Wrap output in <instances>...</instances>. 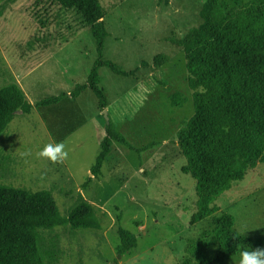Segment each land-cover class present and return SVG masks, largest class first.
Instances as JSON below:
<instances>
[{"label":"rangeland","instance_id":"374dc122","mask_svg":"<svg viewBox=\"0 0 264 264\" xmlns=\"http://www.w3.org/2000/svg\"><path fill=\"white\" fill-rule=\"evenodd\" d=\"M36 1L0 0V88L16 84L32 103L69 94L85 84L97 58L90 28L75 11L60 10L48 0ZM99 1L108 32L103 57L130 72L123 76L108 67L99 70L109 122L135 147L154 144L138 154L114 142L102 175L83 188L107 125L99 113L97 97L86 89L80 106L88 120L92 116L95 120L79 130L63 127L61 121L65 130L56 131L53 125L50 130L43 124L42 118L61 120L63 108L38 109L7 125L0 140V144L4 142L0 184L49 191L62 217L82 201L96 208L101 230L69 225L37 229V247L44 264H114L119 227L138 239L122 264H202L212 260L226 247L215 236L211 217L190 221L198 197L195 180L182 170L186 160L177 132L194 109L184 52L169 41L182 40L202 23L200 11L206 0ZM66 41L69 45L55 60L37 66L42 60L36 53ZM162 55L167 61L155 67V57L162 60ZM174 92L186 98L181 108L171 105ZM55 142H63L69 153L63 164H52L37 155L46 144ZM214 205L216 216L234 217L233 229L238 234L264 237V162L232 183ZM240 253L223 264H239Z\"/></svg>","mask_w":264,"mask_h":264},{"label":"trees","instance_id":"16d2710c","mask_svg":"<svg viewBox=\"0 0 264 264\" xmlns=\"http://www.w3.org/2000/svg\"><path fill=\"white\" fill-rule=\"evenodd\" d=\"M48 1L60 10L75 11L83 25L90 28L97 58L86 83L77 85L70 96L76 97L88 88L103 111L108 101L99 86V69L108 67L123 76L130 72L103 57L108 32L100 1ZM200 16L202 23L182 40L169 38L184 52L186 81L194 109L193 115L179 128L177 143L186 160L182 170L195 180L198 197L190 221L197 223L211 217L214 234L226 247L222 255L202 264H223L242 250L264 248V237L253 239L238 234L233 229L234 217L216 216L218 208L214 205L232 183L242 180L250 169L264 162V0H206ZM159 59L155 57V67L168 58L162 55V60ZM65 96L63 93L32 104L18 85L0 88V136L18 111L29 114L34 107L55 104ZM185 99L174 92L170 102L181 108ZM114 142L138 154L154 144L135 147L109 122L101 150L90 169L92 176H101L103 162L112 152ZM90 180L82 186L86 187ZM62 225L101 229L102 221L96 208L87 201L80 202L67 217H62L49 191L0 184V264H44L37 247V229ZM118 236L115 251L120 259L137 247L138 239L123 227L118 228Z\"/></svg>","mask_w":264,"mask_h":264},{"label":"crops","instance_id":"0c3cea01","mask_svg":"<svg viewBox=\"0 0 264 264\" xmlns=\"http://www.w3.org/2000/svg\"><path fill=\"white\" fill-rule=\"evenodd\" d=\"M67 45H69V43H68V41H66V42H63V43H61V44H53V45H51V46H48L47 48H45V49H43V50H45V51H42V52H38V53H36V56L38 57V58H41V62H39L38 64H37V66H39V64L41 65H43V64H46V62H51V60H55V56L56 55H59L60 53H61V51L63 50V49H65L66 47H67ZM35 55V54H34ZM70 67H71V65H70ZM33 67H32V69H31V72H33ZM101 69V68H100ZM99 69V70H100ZM88 89V88H87ZM86 90V89H85ZM85 90H83L78 96H76V97H72V96H70V93L69 94H67V93H65L66 94V96L65 97H63L62 99H60L57 103H55V104H52V105H48V106H39V107H34L33 109H32V111L30 112V113H33V112H35V111H39L38 109H41V110H44V112L45 111H53V110H56V109H58V108H63V109H65L66 111H65V113L63 114V117L61 118V120H56L57 118H52L51 117V119L49 118V120L48 121H50V125H48V121H46V119H43L42 117V122H43V124L44 125H46L47 126V128L48 129H50L51 130V125H53L54 127H55V129H56V131L57 130H60V129H64V128H61L60 127V121L62 122V126L63 127H71V128H73V130L72 131H74V130H79L81 127H83V126H85V124H87L90 120H95V117L94 116H92L89 120L87 119V117L85 116V112H84V109L83 108H81V106H80V103H81V97H82V95H83V93H84V91ZM23 93H24V95H25V97L28 99V97H27V94L25 93V91L23 90ZM36 102H38V101H36ZM36 102H34V103H36ZM30 103H32V102H30ZM34 103H32V104H34ZM99 107V106H98ZM107 109V112H109V105L106 107ZM46 109V110H45ZM102 113V111H100V108H99V113ZM22 115H25L24 113H22V112H17L15 115H14V117H13V119L15 118V117H20V116H22ZM110 115V114H109ZM97 116H98V114H97ZM12 119V120H13ZM12 120H11V122H12ZM10 122V123H11ZM56 124V125H55ZM6 129V128H5ZM65 130V129H64ZM5 131V130H4ZM2 132V134H1V136H0V140L3 138V135H4V133L5 132ZM71 131V132H72ZM8 135V134H7ZM7 135H6V137H7ZM2 147H4V142L3 143H1L0 144V149L2 148ZM109 156V155H108ZM107 156V157H108ZM106 157V158H107ZM105 161V160H104ZM104 163V162H103ZM103 166V165H102ZM101 175H102V169H101ZM100 177V176H99ZM90 178H91V180H90V183H92V180L94 179V176H92L91 174H90ZM67 179V182L69 181V182H71V180L70 179H68V178H66ZM83 184H84V182H83ZM88 186V185H87ZM86 186V187H87ZM86 187H83V188H86ZM47 191V190H46ZM102 229V228H101ZM100 229V230H101ZM116 248V247H115ZM133 250V249H132ZM128 253H131V252H128ZM125 257V255L122 257V258H120V259H118V261H119V263L118 264H122L120 261L123 259Z\"/></svg>","mask_w":264,"mask_h":264},{"label":"clouds","instance_id":"9594fccd","mask_svg":"<svg viewBox=\"0 0 264 264\" xmlns=\"http://www.w3.org/2000/svg\"><path fill=\"white\" fill-rule=\"evenodd\" d=\"M37 155L52 164H63L68 159L69 153L63 142H55L46 144ZM239 264H264V248L256 247L251 248V250H242Z\"/></svg>","mask_w":264,"mask_h":264},{"label":"water","instance_id":"95a60500","mask_svg":"<svg viewBox=\"0 0 264 264\" xmlns=\"http://www.w3.org/2000/svg\"><path fill=\"white\" fill-rule=\"evenodd\" d=\"M18 112H21V111H18ZM102 113H103V115H104V117H105V119H106V122H107V124H108V123H109V117H108V112H107V110L104 109V110L102 111Z\"/></svg>","mask_w":264,"mask_h":264}]
</instances>
